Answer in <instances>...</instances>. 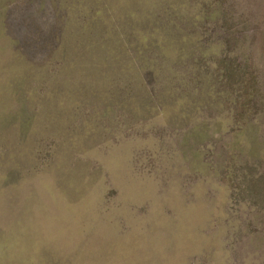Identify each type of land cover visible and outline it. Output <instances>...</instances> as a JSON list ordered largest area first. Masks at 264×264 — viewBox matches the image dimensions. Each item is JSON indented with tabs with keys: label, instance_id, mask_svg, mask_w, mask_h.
I'll return each mask as SVG.
<instances>
[{
	"label": "rangeland",
	"instance_id": "obj_1",
	"mask_svg": "<svg viewBox=\"0 0 264 264\" xmlns=\"http://www.w3.org/2000/svg\"><path fill=\"white\" fill-rule=\"evenodd\" d=\"M0 264H264V0H0Z\"/></svg>",
	"mask_w": 264,
	"mask_h": 264
},
{
	"label": "trees",
	"instance_id": "obj_2",
	"mask_svg": "<svg viewBox=\"0 0 264 264\" xmlns=\"http://www.w3.org/2000/svg\"><path fill=\"white\" fill-rule=\"evenodd\" d=\"M193 196V195H192ZM195 204H198V202L197 203H195ZM195 204H192V205H195ZM202 204V203H201ZM201 204H199V205H201ZM178 212V211H177ZM181 212V211H180ZM189 230L190 229H185V231L187 232L186 234H188V238H190V233H189Z\"/></svg>",
	"mask_w": 264,
	"mask_h": 264
}]
</instances>
